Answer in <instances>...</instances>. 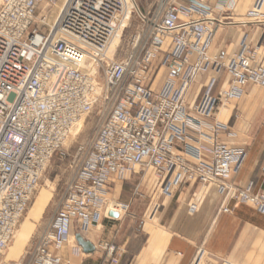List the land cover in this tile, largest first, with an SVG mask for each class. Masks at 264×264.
<instances>
[{
    "label": "built area",
    "instance_id": "2783aa9c",
    "mask_svg": "<svg viewBox=\"0 0 264 264\" xmlns=\"http://www.w3.org/2000/svg\"><path fill=\"white\" fill-rule=\"evenodd\" d=\"M204 1L168 4L160 21L150 22L115 58L110 46L135 9L132 0H0V258L49 160L102 104L109 105L107 114L31 251L36 264H56L50 248L69 243L74 224L85 231L102 213L125 210L106 197L107 184L111 177L126 181L136 167L153 168L159 187L171 195L198 185L190 213L198 210L202 190L213 186L223 201L249 204L264 215V193L232 180L246 149L222 142L225 126L214 118L217 109L232 110L247 84L264 86V64L245 39L232 55L208 53L216 20ZM262 7L263 0H255L246 19L264 29ZM161 69L165 77L155 89ZM223 71L231 76L229 86L214 94ZM207 72L215 76L200 100L187 105L193 79ZM228 210L221 205L220 211ZM105 250L117 264L116 246Z\"/></svg>",
    "mask_w": 264,
    "mask_h": 264
},
{
    "label": "crops",
    "instance_id": "0c3cea01",
    "mask_svg": "<svg viewBox=\"0 0 264 264\" xmlns=\"http://www.w3.org/2000/svg\"><path fill=\"white\" fill-rule=\"evenodd\" d=\"M234 1L232 7L227 6L225 0L204 1L216 20L208 53L232 55L245 39L256 51L258 62L264 64V29L246 19L255 0ZM168 48L166 40L164 50ZM214 76L212 72L199 73L193 79L185 97L187 105L199 100ZM164 77L165 70L161 69L156 76L155 89L161 87ZM230 80V74L223 71L217 78L214 94L227 88ZM214 118L225 126L220 140L247 151L232 180L240 186L250 185L255 193H264V86L247 84L242 96L232 102V111L217 109ZM189 143L197 146L193 141ZM203 158H209L206 152ZM142 182L143 188L157 198L159 188L154 169L145 172ZM117 183L120 181L110 178L107 198ZM199 190L198 185L189 184L176 199L159 197L155 203L132 204L134 210L129 215L119 213L118 218L104 215L85 231L74 224L69 243L50 248V253L57 260L56 264H111L105 257V246L112 244L118 249L117 264H264V215L249 204L223 201L213 186L202 190L198 210L190 213L188 207ZM40 198L46 202L38 212L35 205ZM47 205L48 195L42 193L32 204L17 238L10 243L3 259L5 264H19L15 262L33 228L40 225ZM221 205H225L228 212L220 211ZM155 208L160 209L159 219L152 223L148 218ZM55 212L39 236L47 231ZM78 239L86 242V246L82 247Z\"/></svg>",
    "mask_w": 264,
    "mask_h": 264
},
{
    "label": "rangeland",
    "instance_id": "374dc122",
    "mask_svg": "<svg viewBox=\"0 0 264 264\" xmlns=\"http://www.w3.org/2000/svg\"><path fill=\"white\" fill-rule=\"evenodd\" d=\"M60 1L61 3L63 2V0H58V2ZM132 2L136 10L131 9L132 12L130 14L129 21L127 22V25L120 38L116 40L113 45V52L110 55H113L115 58L122 57L126 53L128 48H130L133 38L137 34L141 33L150 22L157 23L160 21L162 11L167 7L168 4L172 2H179V0H166L165 2L164 0H132ZM262 11H264V5L262 7ZM212 73L214 74V72ZM230 108H232V103ZM108 109L109 105L107 104H102L95 107L92 113L87 115L76 125L63 147L49 160L45 172L41 177L39 186L35 191L30 205L18 226L13 241L17 238L22 223L28 216V212L30 211L32 204L35 202L37 197L42 193H46L48 195V205L46 211L42 215V218H40V225L38 224L33 228L28 241H26L24 245L23 251L15 263L36 264L34 258L31 256V251L34 247V244L41 232L45 229V224H47L52 218L55 210L61 202L67 183H69L75 177L81 159L89 151L95 133L100 124L103 122ZM147 170H149V168L142 169L140 167H136L134 173L129 177V179L126 181H120V183H117L116 187L110 189V195L108 196V199L113 203L120 204V206H126L125 210H122L121 207L118 208L120 213L129 215V213L134 210V208H131L132 204L136 205L137 203L142 202L146 205L150 201H154L155 203L159 197H171L172 199H176L183 192L185 186L181 187L177 191H174L171 195L162 191L158 184V197L155 198L153 194L151 195L146 191L145 188H143L142 179ZM104 207L105 209H108L109 206L107 207L105 205ZM141 210L142 209H139V211ZM154 210L155 212L149 216L148 220L152 223H157L159 219L158 212L160 209L155 208ZM103 215L104 213L101 214V217H103ZM11 244L0 258V264H5L3 259Z\"/></svg>",
    "mask_w": 264,
    "mask_h": 264
},
{
    "label": "bare ground",
    "instance_id": "6f19581e",
    "mask_svg": "<svg viewBox=\"0 0 264 264\" xmlns=\"http://www.w3.org/2000/svg\"><path fill=\"white\" fill-rule=\"evenodd\" d=\"M165 1H166V0H164V2H165ZM263 2H264V0H263ZM118 39H119V37L117 36V37L113 40V42H112V44H111V46H110V50H109V53H110V54H112V52H113V45H114L115 41L118 40ZM45 202H46V201H44V199H41V198L38 200L37 204L35 205V208H36V210H37L38 212L43 208Z\"/></svg>",
    "mask_w": 264,
    "mask_h": 264
},
{
    "label": "water",
    "instance_id": "95a60500",
    "mask_svg": "<svg viewBox=\"0 0 264 264\" xmlns=\"http://www.w3.org/2000/svg\"><path fill=\"white\" fill-rule=\"evenodd\" d=\"M193 3H195V2H193ZM195 4H197V5H199V6H202L201 4H198V3H195ZM108 216L109 217H112V218H118L119 217V214L117 213V212H114V211H110L109 213H108ZM78 242H79V244L82 246V247H85L86 246V242H82V241H80L79 239L77 240Z\"/></svg>",
    "mask_w": 264,
    "mask_h": 264
}]
</instances>
